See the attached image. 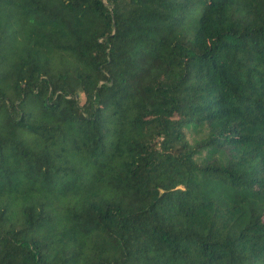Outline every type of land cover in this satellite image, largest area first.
<instances>
[{"label": "trees", "instance_id": "16d2710c", "mask_svg": "<svg viewBox=\"0 0 264 264\" xmlns=\"http://www.w3.org/2000/svg\"><path fill=\"white\" fill-rule=\"evenodd\" d=\"M0 264H264V0H0Z\"/></svg>", "mask_w": 264, "mask_h": 264}]
</instances>
